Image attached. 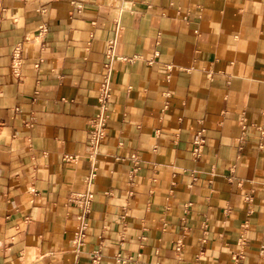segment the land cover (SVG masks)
<instances>
[{"label": "crops", "instance_id": "crops-1", "mask_svg": "<svg viewBox=\"0 0 264 264\" xmlns=\"http://www.w3.org/2000/svg\"><path fill=\"white\" fill-rule=\"evenodd\" d=\"M242 233L264 264V0H0V264H235Z\"/></svg>", "mask_w": 264, "mask_h": 264}, {"label": "built area", "instance_id": "built-area-1", "mask_svg": "<svg viewBox=\"0 0 264 264\" xmlns=\"http://www.w3.org/2000/svg\"><path fill=\"white\" fill-rule=\"evenodd\" d=\"M120 24L116 25V33L107 43L106 61L104 63L103 78L99 88V94L97 98V112L89 119V146L91 148L90 158L93 160V169L86 177V189L83 192L77 193L73 196L72 202L79 207V213L77 216V226L74 232L73 244L76 250H80L85 244L87 237V230L89 227V215L92 210V203L94 193L92 190L93 180L96 176V156L99 153L100 144L107 134V124L110 117V105L112 97V77L114 71V64L117 60L121 59V56L117 52L118 35L120 31ZM12 71L15 75H21V59L19 56H14L11 65ZM243 128L246 127L244 118L241 120ZM205 145L204 130L198 133L197 138L194 140L193 154L195 156H201ZM135 159V156H133ZM138 168L132 170V174L135 173ZM246 242L245 233H242L239 237L238 244L240 250L233 255L235 264H240V261L245 257L243 246ZM120 257V256H119ZM98 259V258H96ZM121 259V257H120Z\"/></svg>", "mask_w": 264, "mask_h": 264}]
</instances>
